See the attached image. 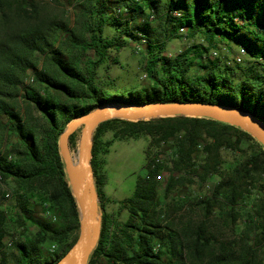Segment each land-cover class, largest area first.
Listing matches in <instances>:
<instances>
[{
	"label": "trees",
	"instance_id": "1",
	"mask_svg": "<svg viewBox=\"0 0 264 264\" xmlns=\"http://www.w3.org/2000/svg\"><path fill=\"white\" fill-rule=\"evenodd\" d=\"M47 6L0 0V264H56L76 242L79 209L59 146L73 119L103 104L193 101L264 121V0H80L72 28ZM180 27L203 42L169 56L167 41L183 36ZM143 39L149 85L98 81L111 50ZM221 42L244 48L250 59L241 65L212 57ZM88 50L94 56L84 60ZM31 77L38 86L27 84ZM23 102L36 114H25ZM109 131L117 140L149 138L146 155L156 148L171 156L146 165L133 195L119 201L125 220L107 209L113 200L100 155L110 152L112 141L103 140ZM92 154L102 226L87 264H264V144L250 132L209 117L113 118L96 128ZM209 181L208 193L175 199L185 214L165 223L162 185L167 198L186 182ZM37 206L54 220L38 216ZM197 210L199 218L184 219Z\"/></svg>",
	"mask_w": 264,
	"mask_h": 264
},
{
	"label": "rangeland",
	"instance_id": "2",
	"mask_svg": "<svg viewBox=\"0 0 264 264\" xmlns=\"http://www.w3.org/2000/svg\"><path fill=\"white\" fill-rule=\"evenodd\" d=\"M79 1L80 0H60L59 3H56L54 0H44V3L48 5L47 13L50 16H54L56 18H61L63 16L72 28L75 25V14L79 10ZM153 22L156 25L158 23V19H155ZM105 33L113 34L114 32L107 28ZM201 42H203L201 37L190 38L185 34L180 37H173L167 41L165 53L169 56H175L177 53L185 50L193 44H199ZM242 49L243 48L237 45L221 42L220 47L217 49H212L210 55L212 57L220 56L223 60H230L231 64L240 62L241 65H244L245 61L250 58L247 50L243 51ZM214 52H217V54H214ZM93 56L94 52L92 50H88L84 54L83 59L86 60L87 57ZM239 56L242 57L241 61L237 59ZM147 57L148 55L146 53L145 42L141 41L130 42L120 50L113 49L110 51V59L108 62L100 66L98 69V81L103 84L111 82L120 86H126L129 88L135 87L138 89L145 85H149L150 80L147 77L145 67V61ZM43 64L44 59L41 57L39 61V67H43ZM194 70H196V68H194L193 71ZM30 76H32V73ZM26 82L29 86H38L34 81H31V78H28ZM20 109H22L25 114L29 112L36 114V112L33 111L34 109L29 111V106H27V104L24 102L20 103ZM83 127L84 125H81L76 131V145L73 146L70 143L71 153L74 155L79 153L80 138ZM103 140L112 141L110 152L108 154L102 153L100 155L102 170L106 174L108 180L107 187L111 192H113L114 195H117L119 198L121 196L129 197L134 193L137 178L146 174V165L149 164L150 156L154 155L155 153H161L156 148H153L151 149L149 155L145 154V149L149 142V138L146 137L135 140H117L113 138V132L109 131L104 134ZM168 151L171 152V155H173L172 148H169ZM163 154L167 155L168 160L170 159V155L167 153ZM160 163H162V161ZM167 163H169V161H167ZM169 175L170 174L168 170H163L161 172V177L158 179L162 181V184H165ZM214 180L216 181L217 178ZM208 183L212 184L214 182L209 181ZM163 186L164 185L161 186L160 200L162 204L166 206L169 214L165 223H174L179 216L185 214L184 211L180 210V207H177V201L175 199H178L181 195H187L193 199L195 196L208 193L209 190L207 185L203 186L198 182H186L184 185H180L179 189L173 191L167 198H165ZM0 196V198H2V194ZM12 201L13 198L11 200H7V204L11 203ZM116 202L118 201L108 202L107 209L109 212H113L114 215L121 220H125L127 217V211L122 209L120 203L117 204ZM36 209L38 216L51 217V219L54 220V215L52 212L47 211L48 213H44L43 215L41 206H37ZM192 216L194 218H199L201 216L200 210L192 212L191 215H189V213L186 214L184 219H188ZM32 229L35 230L36 227L33 226ZM225 233L231 234V231L225 229ZM47 251L53 252V245H49Z\"/></svg>",
	"mask_w": 264,
	"mask_h": 264
},
{
	"label": "water",
	"instance_id": "3",
	"mask_svg": "<svg viewBox=\"0 0 264 264\" xmlns=\"http://www.w3.org/2000/svg\"><path fill=\"white\" fill-rule=\"evenodd\" d=\"M167 116L213 118L243 128L264 144L262 119L239 108L212 102L103 104L73 119L61 134L59 146L67 179L78 205L80 229L76 242L56 264H87L101 235L102 213L99 209V197L92 166L93 135L98 125L113 118L137 121ZM81 125L84 127L80 138L82 153L79 171L72 161L70 137Z\"/></svg>",
	"mask_w": 264,
	"mask_h": 264
},
{
	"label": "built area",
	"instance_id": "4",
	"mask_svg": "<svg viewBox=\"0 0 264 264\" xmlns=\"http://www.w3.org/2000/svg\"><path fill=\"white\" fill-rule=\"evenodd\" d=\"M121 11H122L121 8H117L116 9V12L117 13H120ZM151 20L152 21L155 20V16L154 15L151 16ZM178 33L181 34V35L186 34L187 33V28L180 27ZM142 41L143 42H146L145 39H143ZM242 50L244 51L245 49L243 48ZM214 54H217V52H214ZM237 59L239 61H241L242 60V57L239 56ZM33 80H34V77H31V81H33ZM165 157H166V155H164V154H156L155 153L154 155L151 156L150 161H149V164H151V166L154 167L157 162H161L162 160H164ZM160 177H161V175H158V178H160ZM207 187L211 188L212 187V184L211 183H207ZM12 195L13 194L10 191L7 192L6 193V200H10L12 198Z\"/></svg>",
	"mask_w": 264,
	"mask_h": 264
},
{
	"label": "bare ground",
	"instance_id": "5",
	"mask_svg": "<svg viewBox=\"0 0 264 264\" xmlns=\"http://www.w3.org/2000/svg\"><path fill=\"white\" fill-rule=\"evenodd\" d=\"M81 153H82V149H81V141H80L79 153H77L76 155L71 153L72 161L74 162L75 166L79 171L81 169Z\"/></svg>",
	"mask_w": 264,
	"mask_h": 264
},
{
	"label": "crops",
	"instance_id": "6",
	"mask_svg": "<svg viewBox=\"0 0 264 264\" xmlns=\"http://www.w3.org/2000/svg\"><path fill=\"white\" fill-rule=\"evenodd\" d=\"M107 183H108V180H107L106 185L104 187V191H105L107 197L109 198V200L111 199L113 201H118V202H116L118 204L119 201H121L122 199L126 198V196L125 197L121 196L119 198L117 195H114L113 192H111L110 189L107 187ZM110 202H112V201H110Z\"/></svg>",
	"mask_w": 264,
	"mask_h": 264
}]
</instances>
